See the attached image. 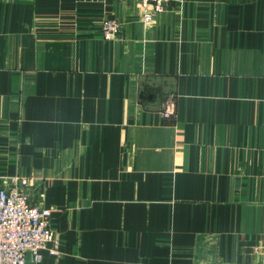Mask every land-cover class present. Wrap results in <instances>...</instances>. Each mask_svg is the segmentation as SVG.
<instances>
[{
    "label": "crops",
    "instance_id": "crops-1",
    "mask_svg": "<svg viewBox=\"0 0 264 264\" xmlns=\"http://www.w3.org/2000/svg\"><path fill=\"white\" fill-rule=\"evenodd\" d=\"M143 16L0 0V188L52 210L39 264H264V0Z\"/></svg>",
    "mask_w": 264,
    "mask_h": 264
},
{
    "label": "built area",
    "instance_id": "built-area-1",
    "mask_svg": "<svg viewBox=\"0 0 264 264\" xmlns=\"http://www.w3.org/2000/svg\"><path fill=\"white\" fill-rule=\"evenodd\" d=\"M174 0H139L144 10V21L151 22L154 15L166 11ZM121 23L107 18L101 26L102 37L107 41L121 35ZM163 117H176L175 104L169 102L162 111ZM30 183L15 178L0 188V264H39L43 251L59 256V239L50 226L52 210L32 203Z\"/></svg>",
    "mask_w": 264,
    "mask_h": 264
}]
</instances>
